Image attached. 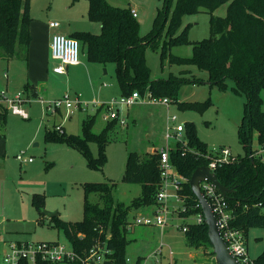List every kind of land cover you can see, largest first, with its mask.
I'll use <instances>...</instances> for the list:
<instances>
[{"label": "rangeland", "instance_id": "obj_1", "mask_svg": "<svg viewBox=\"0 0 264 264\" xmlns=\"http://www.w3.org/2000/svg\"><path fill=\"white\" fill-rule=\"evenodd\" d=\"M116 7L137 9V22L140 36H147L154 26L157 10L162 8L161 0H108ZM228 3L214 13L225 17ZM87 0H31V24L34 38L62 34L74 36L81 33L98 35L100 26L88 18ZM58 23V28L49 27ZM187 26L188 39L193 44L210 37V14L202 11L183 18L180 32ZM80 63L72 66L65 76L52 74L56 64L40 54L29 60L21 54L11 61L0 59V92L15 97L24 90L28 82L37 83L40 91L38 98L24 106L30 119L8 114L5 125H0V254L6 251L5 243H46L68 244L64 233L56 228L54 222L44 211L58 212V217L69 223L83 219V204L86 184L114 182L116 202L129 205L141 194V185L124 182V174L129 153L144 155L154 150L170 148L186 143L190 129H194L198 138L207 144L212 158L218 151L227 148L234 157H243L246 152L239 142L238 127L244 114V96L234 91V82L226 81L221 88L210 82L209 72L201 70L193 63H178L172 59L193 57V45L173 47L161 63V51H146V63L151 70V81L180 80L176 99H170L169 107L138 102L130 107L117 105L119 122L124 124L116 129L106 144L104 153L106 164L101 170L89 166L80 152L65 143L48 142L45 134L48 129L67 136H83L82 122L89 115L97 114L93 128L100 133L110 121L106 119L108 106L119 101L123 95L116 74V66H106L91 62L87 49L79 41ZM43 56V57H42ZM8 73L9 80L4 78ZM148 90V89H147ZM149 93V92H147ZM65 95L74 100L78 96L86 108L71 109L72 114L65 119L66 109L52 111L49 103ZM146 95V93H145ZM142 97V96H141ZM264 111V90L261 92ZM193 105V107L188 106ZM177 116L176 123L170 122ZM184 126V132L174 135L172 128ZM63 126L62 131L57 127ZM171 129L172 138L167 139V129ZM5 135V137L3 136ZM94 159H100L97 143L89 144ZM254 149L259 146L256 141ZM25 152L32 163L22 164L16 156ZM175 190L170 189L169 194ZM34 200H42L43 207L38 209ZM91 201H99L91 196ZM168 224L164 228L131 226L127 235L130 244L126 257L130 264H137L139 258L147 259V264H204L215 260L212 245H191L182 230L183 220L179 217L180 203L171 197ZM155 204L131 210V220L138 214L153 216ZM198 215L194 218L197 219ZM256 234H258L256 236ZM260 237V239H255ZM251 259H256L264 251V229L251 230L248 240ZM173 256H170V253Z\"/></svg>", "mask_w": 264, "mask_h": 264}, {"label": "trees", "instance_id": "obj_2", "mask_svg": "<svg viewBox=\"0 0 264 264\" xmlns=\"http://www.w3.org/2000/svg\"><path fill=\"white\" fill-rule=\"evenodd\" d=\"M78 1V0H74ZM88 18L100 26L98 35L81 33L71 36L81 41L87 49L91 62L106 66L114 64L123 95L138 92L141 96L150 92L156 97L176 99L180 80L151 81V70L146 63L148 48L161 51V63L171 49L192 44L188 39L187 26L181 30L183 18L202 11L210 14V37L193 43V57L189 60L173 58L178 63H193L201 70L209 72L210 82L226 87V81L234 82V91L244 96V114L238 127L239 142L245 150L243 157H234L229 164L218 167L215 175L218 181L232 190L226 201L232 210L231 226L242 230L246 236L251 229H264V162L257 153L264 148V111L261 92L264 90V0H161L162 8L157 10L154 26L147 36H140V25L133 17L131 9L116 7L108 0H87ZM228 3L225 17L214 13ZM31 0H0V59L11 61L21 54L28 59L31 43ZM148 89V90H147ZM24 92L33 98L39 95L35 86L27 84ZM193 107V105H189ZM97 114L89 115L82 122L83 136L60 135L48 129V142L65 143L80 152L89 166L101 170L106 164L104 149L111 135L120 126L119 120H110L100 133L93 131ZM8 113L0 107V125L6 123ZM254 141L259 148L254 149ZM97 143L100 159H94L89 147ZM174 169L187 178L178 191L186 211H180L185 232L191 245H210L208 227L203 220L197 224L196 215H203L198 200L192 193L190 179L200 167L208 166L211 154L207 144L202 142L195 130H189L186 143L170 152ZM161 156L159 150L140 155H128L124 182L141 185V194L129 205L116 202L114 190L117 184L105 182L86 184L83 204V219L69 223L59 217L51 219L62 231L71 248L78 253L88 251L93 245H106L111 251L105 264H128L126 250L130 241L129 222L131 210L156 203L161 184ZM98 196L93 203L91 196ZM38 209L42 200H34ZM111 235L112 239L107 240ZM104 243V244H103ZM211 246V245H210ZM264 264V251L255 260ZM39 264H50L40 262ZM62 264H74L73 262Z\"/></svg>", "mask_w": 264, "mask_h": 264}, {"label": "built area", "instance_id": "obj_3", "mask_svg": "<svg viewBox=\"0 0 264 264\" xmlns=\"http://www.w3.org/2000/svg\"><path fill=\"white\" fill-rule=\"evenodd\" d=\"M131 13L134 18L138 17L137 9H131ZM51 28H58V23H50ZM80 43L78 40L71 36H65L62 34L53 35L51 40V53L52 58L56 62L53 68V72L57 75H66L67 67L77 66L80 63L79 53ZM5 77L7 75L5 74ZM32 101V96H28L26 92L22 91L15 97H9L5 91L0 92V107H3L8 114L19 116L23 119H29L28 112L24 109V106ZM140 103L164 105L169 107L171 101L168 97H156L150 92L145 96H142L138 92H134L130 96H122L119 101H112L106 106L107 117L109 120H119V110L115 109L117 105L130 107L132 105ZM88 105L83 104L78 96L74 100H71L69 96L65 95L63 98L49 103V108L52 111H61L63 107L66 109L67 119L71 114V109H83ZM100 107H103L101 105ZM170 122L176 123L178 121L177 116H172ZM121 124H124L123 120H120ZM63 126H58L57 130L62 131ZM171 129L168 127L166 138L170 139L173 135L170 133ZM174 135H179L184 132V126L177 125L172 128ZM178 137V136H177ZM185 144V143H184ZM170 148H162L159 150L161 156V184L160 189L156 197L155 211L153 216L138 214L133 220L130 219L129 228L133 225L142 227H159L164 228L168 224L169 206L167 201L169 198L174 197L179 203V211H186L183 206V199L179 196L178 191L182 188L184 182H187V178L179 174L173 167L170 160ZM26 153L21 152L16 156L22 164L32 163V158L25 157ZM257 156L264 162V148L261 149ZM234 156L227 148H222L218 151L217 157L212 158L208 165L211 172L215 173L218 167L225 164H229L233 160ZM175 190L174 194H169L170 189ZM201 191L207 201L209 202L212 211L217 220V226L220 231L221 237L227 244L230 252L238 259L240 264H257L255 259H251L249 256V250L247 245V238L242 230L235 229L231 226V220L233 219L232 210L230 209L226 197L220 192L218 187L209 180H204L200 184ZM205 221L203 215H198L196 223L199 224ZM1 228V222H0ZM184 233L188 230V225H182ZM112 239V236H107V240ZM104 244V243H103ZM6 251L0 254V264H39L40 262H48L50 264H62L73 262L74 264H105L111 251L106 245L95 244L88 251L83 253L75 252L70 245L61 244L57 242L46 243H22V242H10L5 243ZM173 256V253H170ZM130 264L129 260H126ZM147 259L139 258L137 264H147ZM206 264H216L215 260H212Z\"/></svg>", "mask_w": 264, "mask_h": 264}, {"label": "water", "instance_id": "obj_4", "mask_svg": "<svg viewBox=\"0 0 264 264\" xmlns=\"http://www.w3.org/2000/svg\"><path fill=\"white\" fill-rule=\"evenodd\" d=\"M204 180H209L214 183L224 197L228 198V195L232 193V190L224 187L217 179L216 175L211 172L208 166H203L198 168L192 175L190 179V187L192 193L198 200L199 206L202 209L205 223L208 227V236L210 243L213 247L215 262L216 264H240L238 259L230 252L224 239L221 237L220 231L217 226L216 217L212 211V208L203 195L200 184ZM44 214L53 219L58 217V212L44 211Z\"/></svg>", "mask_w": 264, "mask_h": 264}, {"label": "crops", "instance_id": "obj_5", "mask_svg": "<svg viewBox=\"0 0 264 264\" xmlns=\"http://www.w3.org/2000/svg\"><path fill=\"white\" fill-rule=\"evenodd\" d=\"M30 33H31V43H30V46H29V51H30L29 60L30 59H33L35 57V55L39 52L40 54L44 55L45 57H48V59L50 58V60H52L53 62H55L53 60V58H52V53H51V40L52 39L49 38L48 36H39L38 37V40H37L36 38H34V35H33V32H32V27L31 26H30ZM55 65L52 66V74L57 75V74H55L53 72V68H54ZM70 67H72V66L67 67V71L69 70ZM5 74L7 75V77H4V78H6L7 81H8L9 80V75H8V73H5ZM5 74H4V76H5ZM57 76H65V75H57ZM28 84H31V85L35 86V88L37 90V93L40 96L39 87H38L36 81L35 82H28ZM26 94L28 96H31L30 95L31 94L30 92H28V93L26 92ZM32 99H35V98L32 97ZM29 119H30V117H29ZM3 136L5 137V135H3ZM251 230H253V229H251ZM251 230H250V232H251ZM250 232H249L248 237H247V245H248V240H249ZM257 235L258 234H256V236ZM255 239H260V237H255ZM206 263H208V262L205 261L204 264H206Z\"/></svg>", "mask_w": 264, "mask_h": 264}]
</instances>
